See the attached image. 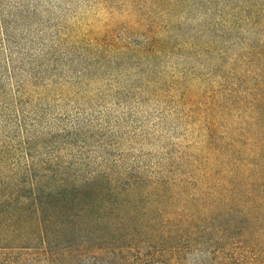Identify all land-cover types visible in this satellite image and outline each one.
<instances>
[{
    "label": "rangeland",
    "instance_id": "obj_1",
    "mask_svg": "<svg viewBox=\"0 0 264 264\" xmlns=\"http://www.w3.org/2000/svg\"><path fill=\"white\" fill-rule=\"evenodd\" d=\"M29 162L114 192L0 264H264V0H0V173Z\"/></svg>",
    "mask_w": 264,
    "mask_h": 264
},
{
    "label": "trees",
    "instance_id": "obj_2",
    "mask_svg": "<svg viewBox=\"0 0 264 264\" xmlns=\"http://www.w3.org/2000/svg\"><path fill=\"white\" fill-rule=\"evenodd\" d=\"M72 173L69 167L33 162L27 166L17 164L9 174L0 173V245H26L29 236L35 235L41 244L50 247L53 242L48 223L52 215L61 219L56 227L59 233L83 231L87 226L80 224L78 217L89 215L87 211L93 204L104 207L103 203H92V193L102 188L104 181L110 194L114 192V183L96 178L98 176L81 177ZM257 186L264 193V181ZM94 229L89 226L90 232Z\"/></svg>",
    "mask_w": 264,
    "mask_h": 264
}]
</instances>
